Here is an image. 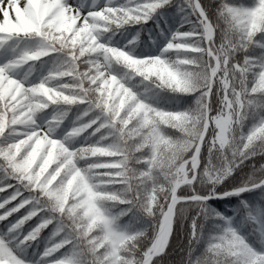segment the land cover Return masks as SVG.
I'll return each instance as SVG.
<instances>
[{
	"label": "snow or ice",
	"instance_id": "1",
	"mask_svg": "<svg viewBox=\"0 0 264 264\" xmlns=\"http://www.w3.org/2000/svg\"><path fill=\"white\" fill-rule=\"evenodd\" d=\"M174 2L0 0V264H136L137 257L140 264H154L172 238L174 223L187 231L186 257L181 264H201L205 252L212 264H264V203L241 199L231 216L208 204L254 189L264 192V180L250 175L223 183L245 161L254 169L258 161L253 157L264 155L255 151L264 140V90L256 87L264 79V52L247 54L253 46L264 49V39H257L264 33V24L255 23L238 38L222 24L226 14H257L264 9V0L251 4L183 0L177 5L183 13L182 23L156 55L136 58L129 54L138 34L128 41V50L101 39L123 25L146 22L158 8ZM184 24L190 27L185 30ZM30 40L38 44L29 47L25 42ZM238 51L242 53L239 57ZM53 56L51 67L37 81L16 75L21 66L28 65L31 71L37 61ZM113 62L137 68L139 75L113 74ZM133 76L148 82L145 91L167 89L196 95L194 111L164 110L174 114L164 116L145 102L146 96L134 90L135 86H128ZM73 105L78 109L74 118L69 116ZM46 109H54L50 118L38 122L37 114ZM156 115L166 131L176 132L189 119L198 121L179 179L169 185L163 200L158 193L145 197L133 187V180L148 179L150 163L155 161H138L139 177L127 173V145L141 136L157 134L152 127ZM250 115L253 123L244 132L242 123ZM66 119L71 126L57 138L54 132ZM234 129L240 134L233 147L228 138ZM77 135L99 139L74 147L70 140ZM139 147L143 149V144ZM202 150L207 152L205 163ZM81 159L90 161L89 175L107 184L97 191L84 184L83 198L64 202L56 185L73 174L79 176L77 162ZM166 166L159 161L161 170ZM114 185L123 186L127 195L98 194L111 192L108 186ZM104 199L133 207L144 201V213L155 218L153 234L145 239L143 232L119 230L115 218L98 206ZM185 220L190 221L188 229ZM207 220L213 224L208 232ZM46 229L42 251L36 259H29L27 250L34 242L40 243ZM133 244H139L138 253L130 252Z\"/></svg>",
	"mask_w": 264,
	"mask_h": 264
},
{
	"label": "trees",
	"instance_id": "2",
	"mask_svg": "<svg viewBox=\"0 0 264 264\" xmlns=\"http://www.w3.org/2000/svg\"><path fill=\"white\" fill-rule=\"evenodd\" d=\"M117 4L125 3V0H114ZM236 3L243 2L245 4H251L252 0H234ZM183 0H175V2L171 6H162L158 8L156 12L153 14L152 18L148 19L146 22L140 23H133V24H126L121 26L118 29H114L104 35L101 38H108L109 40L113 41L115 45L114 47H120L122 50H128V41L132 39V37L137 36L138 39L135 41V47L131 49L129 54L135 56L136 58H140L141 56H148V55H156L159 53L161 47L167 43L166 37H171L172 33H174L177 28L180 27L182 21L181 17L183 16L182 12L177 10V5L182 4ZM79 23V21H77ZM184 29L187 30L190 25L184 24ZM163 32V35H161ZM151 36L156 43L154 44L152 40L149 39ZM257 39H264V33L259 34ZM36 40H30L25 42V44L29 47L36 46ZM22 44V46H25ZM261 52H264V49L259 47L253 46L247 50L248 55L257 56ZM242 53L239 51L236 52V56H241ZM175 57L170 56L169 59H174ZM55 56L53 57H44L42 61H37L34 67L31 69L29 74V79L32 81L35 78L39 77L43 74H46L49 67H51V62L55 60ZM113 74L118 76H125L124 73L127 72L126 69L123 68V65L117 64L113 62L112 64ZM35 82V81H34ZM147 81L141 83V78L139 76H133L131 80L128 82V86H135L134 90H138L139 93L146 96V102L151 103L153 106L162 108L164 110H187L193 108L195 105L196 95L194 94H180V93H173L170 90H157L154 88H150L149 90L145 91V87L147 85ZM82 107V106H81ZM54 109H46L43 112L37 114L38 119L42 118H50L52 111ZM77 106H72V111L69 113V116L74 118V115L77 112ZM253 123L252 116L250 115L248 119H246L242 123V128L244 132H247ZM71 126V120L66 119L63 124L59 128H57L54 132V135L58 138L63 137V133L60 135L62 129L68 131ZM171 134L173 133L172 130H168ZM59 133V134H58ZM233 133L239 135L240 132L238 129H234ZM99 137H84V136H75L72 137L70 143L74 147H80L89 142V140H97ZM67 146V145H66ZM204 155V160L202 163L207 161V152L206 150H202ZM264 159V155H258L253 157V160H261ZM88 159H81L78 161L79 166L82 168L86 166V163H89ZM250 161H245L243 165L239 166L235 169L230 176H228L224 184H231L234 181V178L245 179L251 173L252 168L250 166ZM223 186V185H222ZM111 190L119 189L121 185H114L108 186ZM204 187V185H202ZM0 195H3L0 193ZM264 192L260 189H254L249 192H243L239 196H226L223 199H212L208 201V204L211 208L215 209L216 211L224 214L225 216H231L233 214V210L237 207L241 199L249 201L250 204H257V203H264V200L261 199ZM115 205V209H118L122 204L120 203H113ZM128 205V204H123ZM130 206L131 210L126 211L125 215L122 216L119 221L123 222L128 219L129 215L132 214V226L138 227L143 225L147 230V235L153 234V227L155 225V218L149 217L142 213V211H138L136 207ZM23 211V210H22ZM193 213L189 212L188 215L191 216ZM185 229H188V225L190 221L185 220L184 222ZM51 227V226H49ZM213 227L212 221L207 220L205 221V231H211ZM244 232H247L248 229L244 228ZM48 229L44 230L41 233L40 243L34 245L32 248H29L26 252V256L29 259H35L37 254L42 251L44 246V237L47 235ZM249 240L254 242L255 247L260 248V244L254 241L253 237H249ZM186 245H187V231L181 230L179 225L173 224L172 230V238L168 243L166 250L154 258L155 261H159V264H181L182 260L186 257ZM202 250V246H201Z\"/></svg>",
	"mask_w": 264,
	"mask_h": 264
},
{
	"label": "clouds",
	"instance_id": "3",
	"mask_svg": "<svg viewBox=\"0 0 264 264\" xmlns=\"http://www.w3.org/2000/svg\"><path fill=\"white\" fill-rule=\"evenodd\" d=\"M255 23L264 24V9H261L257 14L253 15L247 11H240L235 15L226 14L222 18V24L226 25L230 34L238 38L244 33L246 29L250 30ZM264 54V53H262ZM123 65V68L127 70L124 73L125 76L129 72H136L139 75L137 68H130L124 63H117ZM256 87H260L264 90V79L258 80ZM167 90V89H161ZM146 102V101H145ZM264 102V101H262ZM152 105L149 102H146ZM153 106V105H152ZM155 107V106H153ZM158 108V107H157ZM164 116L174 115L164 111L162 108H158ZM194 111V108H193ZM162 120L159 115H156L153 120L152 127L157 130L155 136H141L138 139L132 140L127 145V151L129 153L128 160L130 161L127 167V173L129 176L139 177L141 175V169L139 168L138 161L144 158H148L150 161H155L154 164L150 163V176L143 181L133 180V187L139 188L140 192L145 197H156L158 193V199L163 200L168 195V187L179 179L178 172L181 164L186 161L189 156L191 147V139L194 138L195 130L198 128V121L189 119L177 128L176 132L169 133L165 129H161L160 124ZM188 130V131H184ZM231 146H236L239 143V135H236L232 131V135L228 138ZM143 144V149L139 145ZM255 151L260 154H264V140L256 145ZM141 155H137V153ZM159 161H164L167 166L161 170L159 167ZM89 163H86L84 167H78L79 176L73 174L69 176L67 181L56 185L55 191L60 195L64 202L68 200H76L78 197L83 198L86 192L81 191V186L86 184L88 187L97 191L107 182L96 175H89L88 173ZM252 178L259 177L264 180V159L257 162V165L252 169L249 174ZM112 193H117V198L125 197L127 195L126 189L122 186L119 189L111 190V192L100 191V196H111ZM264 200V195L261 197ZM109 202H114L112 199H104L98 201V206L102 207L104 212L110 217H118L119 212L115 211V205ZM144 201H137L134 207L138 211H142L143 214ZM146 215V214H145ZM144 233V238L148 237L147 230L141 231ZM140 251L139 244H133L130 249L131 253H138ZM204 257L201 264H212L211 259L207 258L208 253H203ZM136 264H140L139 257L136 258Z\"/></svg>",
	"mask_w": 264,
	"mask_h": 264
},
{
	"label": "rangeland",
	"instance_id": "4",
	"mask_svg": "<svg viewBox=\"0 0 264 264\" xmlns=\"http://www.w3.org/2000/svg\"><path fill=\"white\" fill-rule=\"evenodd\" d=\"M77 2V0H69V3H76ZM87 2H89L90 3V0H87ZM104 2V0H100V3H103ZM102 40H106V42L110 45V46H113V45H115V43L113 42V41H111V40H109L108 38H101ZM38 44V41H37V43H36V45ZM3 61V56L2 55H0V62H2ZM29 74H30V70H29V67H28V65H23V66H21L19 69H17L16 70V75L19 77V78H23V77H25V76H27V79L28 80H30L29 79ZM39 79V77H37V78H35L34 80H32L33 82L34 81H37ZM31 81V80H30ZM53 112V111H52ZM47 119H49V118H42V119H38L37 118V120H38V122H40V123H44V121L45 120H47ZM66 131L64 130V129H62L61 130V132H59L60 133V135L63 133H65ZM58 133V134H59ZM58 138V137H57ZM77 166L78 167H80L79 166V164H78V162H77ZM110 203V202H109ZM113 203H115V202H113ZM110 204H112V203H110ZM120 204H122L118 209H114L115 211H118L119 212V216L118 217H116L115 218V222H116V225L118 226V228H119V230H122V231H125L126 233H128V234H134V233H136V232H141V231H144V230H146V228L143 226V225H140V226H138V227H133L132 226V217H133V215L132 214H130L129 215V217H128V219L127 220H125V221H123V222H121V221H119V219L122 217V216H124L125 215V213H126V211L125 210H127L128 211V209H130V206H128V205H123V204H125V203H120ZM131 210V209H130ZM123 213V214H122ZM47 236H48V233H47V235L44 237V243L46 242V239H47ZM37 258V257H36ZM35 258V259H36Z\"/></svg>",
	"mask_w": 264,
	"mask_h": 264
},
{
	"label": "water",
	"instance_id": "5",
	"mask_svg": "<svg viewBox=\"0 0 264 264\" xmlns=\"http://www.w3.org/2000/svg\"><path fill=\"white\" fill-rule=\"evenodd\" d=\"M172 230H173V227H172ZM168 243H169V242H168ZM166 248H167V247H166ZM166 248H165V250H166ZM165 250H164V251H165Z\"/></svg>",
	"mask_w": 264,
	"mask_h": 264
}]
</instances>
